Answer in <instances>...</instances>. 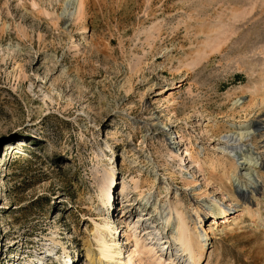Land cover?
<instances>
[{
    "label": "rangeland",
    "instance_id": "1",
    "mask_svg": "<svg viewBox=\"0 0 264 264\" xmlns=\"http://www.w3.org/2000/svg\"><path fill=\"white\" fill-rule=\"evenodd\" d=\"M80 1L0 0V264H91L105 215L128 264H194L174 217L214 199L199 264H264V0Z\"/></svg>",
    "mask_w": 264,
    "mask_h": 264
},
{
    "label": "bare ground",
    "instance_id": "2",
    "mask_svg": "<svg viewBox=\"0 0 264 264\" xmlns=\"http://www.w3.org/2000/svg\"><path fill=\"white\" fill-rule=\"evenodd\" d=\"M78 8H79L80 14H82L84 11L83 0L80 1ZM162 128H163L164 134L167 135V134L172 133V130L170 128H168L166 126V124H164ZM244 128H248V127L240 126L239 130L234 131V133H232V134L225 135L227 137V139H226L227 142L230 141L231 139L234 141L242 139V137L245 136L246 134H248L247 132L250 131V130H248V129L246 130ZM21 144H23V142H20V145ZM241 144L242 143L240 141L237 142L236 144H233V145L224 144L222 149L227 151V153L233 154L234 151L237 150V148L241 147ZM20 145L18 147H13V148L11 146L6 145L5 149H3L2 152L5 151V155H7V153L13 152L15 150L14 155H16V156H20L21 154L27 155V153H25L24 149ZM2 152H1V155H2ZM170 152H172L174 158H178L180 161L183 160L182 156L180 155L181 153L179 154L178 151L176 152V150L173 149ZM257 159H258L257 156L252 157L251 154L243 157L242 161H240L239 165L237 166V168H239V170H238L239 173L235 172L237 174H234L235 175L234 177H236V179H234V180H239L238 183H240L241 177H247V179L252 181V183H256V179L254 176V174L256 175V173L253 174V171L251 169L252 168L251 165ZM1 161L3 163L4 159H2ZM237 168H236V170H237ZM114 171H115L114 167H111L110 183L107 187L103 188L100 192V194H101L100 195L101 206L107 207V210H108V207L112 205V201L114 198L113 192L111 190L112 186L114 183L117 182V180L115 178ZM238 183H237V185H238ZM254 186H255V184H254ZM125 187L126 186H122V191L126 190ZM234 190L236 192V188H234ZM234 197H236L234 199V200H236V203H233V204L238 205L240 200L237 198V196L235 194H234ZM219 200L214 199L213 203L206 202L204 204V210L201 207V205H197V206L193 207V210H194L195 214L197 215V218H199V219H196V223L199 225V226L196 225V231L191 230L189 228V226L186 222L187 215L183 211L178 210L177 211V217H174L178 221L177 226H175V228L177 229V234L174 235L175 240L179 243L178 245H179L181 251L184 254H186L193 261L194 264H199V262L202 260L203 256H205V253L207 250V245H208L207 237H209V236H207V231L204 229V227L198 228V227H200L199 222L201 221L202 215H203L200 212V209H202L203 212L207 214V216L223 214L225 212V210L222 208V206H221L222 204L219 202ZM170 209H172V207H170ZM203 218H204V216H203ZM170 222H171V212L165 216L164 227L169 226ZM95 224H96L95 229H97V231H98L95 235V239L97 241V251H94V249L89 247L88 253H87V257H89L88 259L91 262V264H121L122 262H123V264H128V262L124 260L125 253H124L123 249L121 248V246L119 245V242H116L114 240V237H115V234H116L117 228H118V226L115 225L114 220L112 221V219L108 215H105L104 217L101 218V221H96ZM219 234H221V233H219ZM56 238L57 237H56L55 233L50 238V243L54 244V246H56V244L59 243ZM50 243H48V245H50ZM54 246L48 248V250L51 252L54 251ZM143 247L145 249L149 248V246L144 245V244H143ZM63 251H64V253H66V251H67L65 246H63ZM68 257H69V261H70V256H68ZM149 257L152 258L151 260H159L161 258L160 256H158L157 252L152 253ZM37 259H38L37 264H42V262L44 261V259L40 258L39 256H37ZM132 259H133V257L130 259V261Z\"/></svg>",
    "mask_w": 264,
    "mask_h": 264
}]
</instances>
